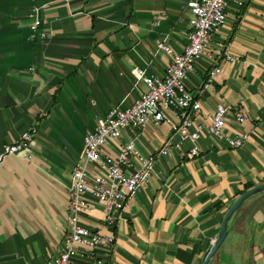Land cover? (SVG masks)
Segmentation results:
<instances>
[{"label":"crops","instance_id":"obj_1","mask_svg":"<svg viewBox=\"0 0 264 264\" xmlns=\"http://www.w3.org/2000/svg\"><path fill=\"white\" fill-rule=\"evenodd\" d=\"M188 0H0V150L35 127L29 145L0 162V264H47L66 229L70 172L83 134L112 108H126L145 90L135 66L161 77L163 40L174 51L187 43ZM232 0L207 50L218 73L207 89L208 59L201 57L184 80L208 122L216 103L242 108L229 114L224 132L247 134L239 148L217 141L205 128L199 151L188 155L164 123L123 129L102 151L115 155L130 139L153 154L147 182L128 198L112 229L97 205L81 225L113 236L109 250L77 254L73 264H199L228 204L264 182V0ZM40 25L31 31L29 13ZM42 34V35H41ZM234 57L226 61L224 54ZM90 174L98 169L87 166ZM208 264H264V191L232 215Z\"/></svg>","mask_w":264,"mask_h":264},{"label":"built area","instance_id":"obj_2","mask_svg":"<svg viewBox=\"0 0 264 264\" xmlns=\"http://www.w3.org/2000/svg\"><path fill=\"white\" fill-rule=\"evenodd\" d=\"M232 0H188L187 43L179 51H174L163 40L154 44L155 52L166 56L163 75L157 77L146 73L141 66L133 69L134 77L141 81L145 90L126 108H110L103 117L95 120L94 127L82 136L77 160L70 172L66 210V229L59 249L47 264H73L77 254L90 256L98 249L109 250L113 236L108 231L115 225L117 216L125 201L132 197L148 181L153 170V154L141 153L130 139L123 143L115 155H108L102 147L108 140L118 139L123 129H144L150 123H164L176 134L177 141L159 149L166 154L170 148L183 143H191L188 155L198 153L197 141L203 128L217 141H225L229 147L239 148L246 140L245 132L229 137L224 129L229 114L236 123L244 120L242 108L237 105L216 103L208 122L194 121L202 115L201 104L185 88L184 80L201 57L209 62L202 89H207L218 73V62L207 50L212 34L224 23L225 9ZM236 3L239 1L235 0ZM38 8L29 13L30 30L36 31L40 25ZM42 35V34H41ZM226 61L234 57L224 54ZM36 133L35 127L19 133L11 144H4L0 150V162L8 155L25 149ZM93 164L98 169L90 174L87 166ZM97 205L102 214V224L107 232L94 231L81 225L80 216L90 214ZM95 264H102L97 258Z\"/></svg>","mask_w":264,"mask_h":264},{"label":"water","instance_id":"obj_3","mask_svg":"<svg viewBox=\"0 0 264 264\" xmlns=\"http://www.w3.org/2000/svg\"><path fill=\"white\" fill-rule=\"evenodd\" d=\"M264 191V182L254 185L240 194H238L226 207L224 210L221 220L219 222V226L217 228L216 233L214 234L212 240L208 244L207 248L203 252L199 264H208L209 260L223 241V238L226 234L229 221L234 214V212L238 209V207L249 197Z\"/></svg>","mask_w":264,"mask_h":264}]
</instances>
